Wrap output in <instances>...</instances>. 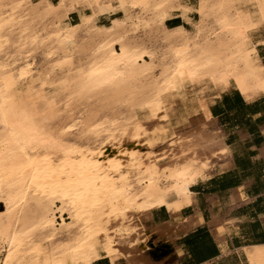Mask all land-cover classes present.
Here are the masks:
<instances>
[{
	"label": "bare ground",
	"instance_id": "bare-ground-1",
	"mask_svg": "<svg viewBox=\"0 0 264 264\" xmlns=\"http://www.w3.org/2000/svg\"><path fill=\"white\" fill-rule=\"evenodd\" d=\"M79 1L58 0V6L48 7L45 12L53 17L51 29L58 44H67L72 37L73 30H70V22H67L70 11L79 12L82 24L89 22L87 11L79 9ZM13 2L14 0H0V53L9 40L4 29H12L29 16L37 14L33 8L34 13L23 10L20 15H16ZM30 2L31 0H23V4L28 6ZM166 2L167 0L160 1L159 6ZM8 4H12L10 10L1 13ZM248 4L252 6L251 9L247 7ZM166 8L158 11L157 16L161 22L169 17ZM233 11L234 14L231 15L225 0H221L216 18L222 29L229 30L234 35L235 50L245 57L244 70L240 71L235 63L223 61L215 55H209L201 62L199 58L205 50L200 51L202 53L199 58L187 56L188 52L182 54L175 59L167 75L163 79L159 78L162 82L159 81L161 84L156 89L157 93L154 91V99L136 106L128 123L121 124L116 120L118 123L110 122L106 126L102 123L94 124V127L90 126L92 129L89 127L90 137L83 141L73 142L68 139L70 130L78 123L70 122L57 130L51 128L52 125L43 122L44 118L39 119V114L36 116L37 112L33 111L35 108L31 110L33 106H24L25 101L24 105L21 104L19 97V101L16 100L8 88L10 85L6 87L0 83V202L5 207V212H0V264H93L100 258L108 259L110 264L119 259H123L126 264H146L140 256L158 237L153 234L155 238L152 239V232L145 227L149 212L164 208L171 216L176 215L181 207L191 203L189 189L194 182L206 176L215 162L224 160L227 156L226 147L220 143L221 140L215 138L216 133H204V126L213 122L207 123L197 114L194 98L187 97L186 89L204 81L216 85L221 91L234 89L245 100L264 92V67L255 55L256 49L248 45L249 34L254 30L259 29L264 35V0H246L237 4ZM185 15L182 13L181 17L188 21ZM161 25L163 26L162 23ZM221 33L224 32L221 30ZM29 39L35 41L37 37L33 34ZM230 39L232 38L228 40ZM20 42L23 43V40ZM61 48L63 49L62 45ZM133 55L135 56L134 52ZM122 57L123 54L115 55L111 49L107 56L90 65L85 82L87 93L95 88L99 90L104 84L114 86L116 96L129 89L125 73L118 70L117 64ZM2 70L3 66L0 64L1 73ZM29 73L30 68L26 65L17 69L15 75L22 78ZM199 73L201 76L195 81L194 77ZM132 79L134 80L133 77ZM116 104L118 103L115 102ZM194 148L209 150L210 159L207 156H196ZM189 151L193 154L190 155ZM162 181L166 185L160 188L158 185ZM135 184H140L146 191L138 195L136 189L137 194L133 193ZM151 189L153 190L150 191ZM30 200H34V206L44 205L45 209L46 206L60 204L61 222L63 213L67 212L74 228L77 227L76 230L79 231V237L77 240L73 237L76 241H73L75 243L70 249L66 251L64 248L65 252L56 251V247L57 249L43 251L45 245L42 247L33 238L36 235L33 229L39 227L40 231H46L47 238L52 241L57 235L58 226L55 225V215L47 218L46 210L41 217L38 215L37 221L32 219L29 224L24 225L28 218H21V213ZM243 251L249 264H264V247L245 248Z\"/></svg>",
	"mask_w": 264,
	"mask_h": 264
},
{
	"label": "rangeland",
	"instance_id": "rangeland-1",
	"mask_svg": "<svg viewBox=\"0 0 264 264\" xmlns=\"http://www.w3.org/2000/svg\"><path fill=\"white\" fill-rule=\"evenodd\" d=\"M160 1L163 0H91V2L90 0H86L87 3L84 0H80L79 9L81 11H87L89 22L86 24H82L79 21V12L70 11L68 13L69 16L67 18V22L68 24L70 22V30H73L72 37L70 38L71 41L69 40L70 42L68 41L67 44H58L59 42L56 41L53 30L51 29L53 17H51L50 14H45L48 7L54 5L58 6V0H31V2L28 3L29 6L27 4H23V0H14L13 5L8 4L7 7L1 11V13L10 10L12 5V7H15L16 15H20L23 10H27L28 12L32 13L33 8L34 12H36L37 14L29 16L26 21H22L23 23L21 22L18 25L14 26L17 29H15L14 27L12 29H4L5 31L3 32L7 39L9 38V40L3 48V51H1L0 53V64L1 66H3L2 73L0 72V83H2V85L6 87L10 85L8 88L11 89L15 98H17L16 100L19 101L20 98L19 102L23 105L25 101L24 106L28 108L33 106L31 107L32 109H30L33 110V108H35L33 111L34 113L37 112L36 116L38 117L40 115L41 118L39 116V119L44 118L43 122L48 123L50 126L52 125L51 128L57 130L67 125V123H78L76 127L70 130L71 133L70 135H68V139L75 142L83 141L89 138V131L96 124L102 123L104 126H106L110 122H122L123 124L128 123L131 117H133L136 106L139 107L141 104L154 99V96L157 93L156 89L159 88L162 82L161 79H163L165 77L164 75H167V73L171 70V66L174 65L175 59L182 54H186L188 52L186 54L187 56L199 58V55L202 53H200V51L205 50L201 54L202 58L200 55L199 59L201 60V62H204V60H206V57H208L209 55H215L223 61L228 60L232 63H235L236 66L239 67L240 71L244 70L245 57L243 58V55L235 50L236 41L234 35L232 36L229 30L222 29L217 22L216 13L220 7L221 0H167L168 3L166 2L164 4L165 6H159ZM245 1L246 0H225V3L229 13L233 15V10L235 9L236 5ZM140 2H142L143 4ZM14 3L16 4V6ZM46 3L47 5H50L47 6ZM85 3L87 5H85ZM153 6L155 9L153 8ZM157 6L160 10H158ZM146 7L148 8L145 10ZM247 7L249 9L252 8L250 4H248ZM163 8H166L169 13V17H167L166 21L178 18L179 26L168 28L165 25V20L162 22L160 21L157 15L161 10H163ZM169 8L171 11L169 10ZM183 8H185V10ZM186 9L188 12L186 11ZM182 13L186 14L185 17L188 19V21H185L184 18L181 17ZM161 23L163 24V26L161 25ZM24 28L25 30H23ZM48 30L52 31L49 32ZM221 30L222 32H224L223 34L221 33ZM33 34H35L37 37L35 41L29 39L30 35ZM229 38L232 39L228 40ZM22 40L23 43L20 42ZM37 40L38 42H36ZM29 42L31 44H29ZM61 45L63 49L61 48ZM101 45L106 46L104 47ZM248 45L249 47H253L254 49H256L255 55L264 64V35L261 30H254L249 34ZM201 47H203L204 49ZM101 49H103V51ZM111 49L115 53V55L123 54L121 61L118 62L117 65L118 70L121 69L119 71H121V73H125L124 76L128 79L127 84L129 86V89L123 94L116 96L117 94L115 91V87H108L106 84H104L102 85L103 87H99V90L98 88H95L90 93H87V84H85V82H87L88 78V68L94 61L107 56ZM193 49L194 52L196 51L195 53L193 52ZM208 51L210 54L208 53ZM126 52L129 53L127 54ZM133 52L137 57L133 55ZM125 55L128 57L126 58ZM131 60L133 63L131 62ZM129 61L131 62V64H129ZM169 61L171 62L168 64ZM26 65L30 68V73L22 78H18L15 75L17 69ZM165 65L167 66V68ZM131 73L134 74V76H132ZM80 74L82 77L79 76ZM130 74L131 76H129ZM199 74H196V78L194 77L195 81L196 79L200 78L201 74ZM132 77L134 78V80L132 79ZM15 82L16 84H14ZM83 87L85 89H83ZM216 90L220 89L216 87V85H212L211 83H207L204 81L197 85L189 86L186 89L187 97L194 98L195 100H193V102L195 103L194 108L196 109V111L198 110L197 114L200 115L202 117V120H205L207 123L211 122L212 120H210L207 116L205 99L210 97ZM141 97L142 100L140 99ZM143 97L145 98L144 100ZM30 98L32 99V102ZM115 102L118 104L115 105ZM46 118L48 121L45 120ZM210 125L211 124H206V127L204 126L205 129L203 130L206 132H203L205 134H211L208 132ZM193 152H195L194 154L196 156H207L206 158L210 159L208 157L211 155V152L209 150L207 151L203 148H194ZM193 152L189 151L190 155L193 154ZM199 152L201 153V155H197ZM185 153L187 154L188 152ZM218 162L227 164V159L225 158L224 160H219ZM218 162H215L214 165ZM207 175L208 174H206V176L202 178L197 179L194 184L199 180H204ZM137 185L140 184H135L133 186V193H136L137 189L138 195L143 194L146 189L141 185L140 186L142 188ZM165 185V182L162 181L161 185L158 186L162 188V186L164 187ZM135 186L137 188H135ZM152 190L153 189H151L150 191ZM33 201L34 200H30V202H28L29 204L27 203V207L25 206L26 208H24L21 213V218H28L25 220L26 223L24 225L29 224L28 222L32 219L34 221H37L39 216L42 215V212L46 210L47 216H45L47 218H50L55 215V225L58 226V230L59 228L61 230H57V235H55L57 237L54 236V239L50 241L47 238L46 231H40L38 226V228L36 227L37 229H33V233L37 235H33V238L37 242L42 244V247L45 245V249L43 248V251L57 249L56 247H58L56 251L61 250L65 252V249L66 251L68 250V248L70 249V247H72L75 243L73 241H76L78 239L79 236L77 237V235L79 234V231L76 230L77 227L76 229L74 228L75 225L69 219L68 214H66L67 212L63 213V221L61 222L59 220V207L61 208L60 204H56V206L54 207L46 206L45 209L44 205L43 207L34 206L36 205V203H34ZM0 204L2 206V211L0 212H5L4 204L1 202ZM28 206L30 207V209ZM35 207L36 209L34 210ZM48 207L51 208L49 209ZM69 223L70 226L74 229V232L72 228L70 229ZM60 224L62 226H60ZM148 230L152 232V239L155 238L153 234L155 236H158V233L155 231V229L149 228ZM73 237L77 239L75 240ZM45 238H47V240H49L50 242ZM43 240L46 241L43 242ZM154 243L157 244V239L153 240L152 244L144 249V253L142 252L140 256V259H142V261H145L146 264L148 263L146 257L144 256L145 251L149 250L151 246L155 245ZM61 247L63 248V250ZM101 259L102 258L98 260ZM104 260L109 261L108 259ZM114 264L126 263L123 259H119Z\"/></svg>",
	"mask_w": 264,
	"mask_h": 264
},
{
	"label": "crops",
	"instance_id": "crops-1",
	"mask_svg": "<svg viewBox=\"0 0 264 264\" xmlns=\"http://www.w3.org/2000/svg\"><path fill=\"white\" fill-rule=\"evenodd\" d=\"M205 107L227 164L193 184L191 203L176 215L149 212L145 226L158 237L145 251L148 264H249L243 250L264 247V92L245 100L234 89L216 90Z\"/></svg>",
	"mask_w": 264,
	"mask_h": 264
},
{
	"label": "trees",
	"instance_id": "trees-1",
	"mask_svg": "<svg viewBox=\"0 0 264 264\" xmlns=\"http://www.w3.org/2000/svg\"><path fill=\"white\" fill-rule=\"evenodd\" d=\"M165 25L168 27V28H172V27H175V26H179L178 25V18H174V19H171V20H168L165 22ZM0 211H2V206L0 204Z\"/></svg>",
	"mask_w": 264,
	"mask_h": 264
}]
</instances>
